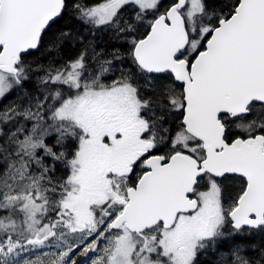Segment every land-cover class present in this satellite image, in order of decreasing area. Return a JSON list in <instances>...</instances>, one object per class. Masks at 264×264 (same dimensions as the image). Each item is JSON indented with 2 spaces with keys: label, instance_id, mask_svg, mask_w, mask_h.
I'll list each match as a JSON object with an SVG mask.
<instances>
[{
  "label": "snow or ice",
  "instance_id": "1",
  "mask_svg": "<svg viewBox=\"0 0 264 264\" xmlns=\"http://www.w3.org/2000/svg\"><path fill=\"white\" fill-rule=\"evenodd\" d=\"M0 101V264H264V0H0Z\"/></svg>",
  "mask_w": 264,
  "mask_h": 264
},
{
  "label": "trees",
  "instance_id": "2",
  "mask_svg": "<svg viewBox=\"0 0 264 264\" xmlns=\"http://www.w3.org/2000/svg\"><path fill=\"white\" fill-rule=\"evenodd\" d=\"M83 3L87 4H96L99 3L100 0H81ZM59 30H65L73 35L83 33L84 35H88V33L85 31L83 25L80 24L78 20L73 18L70 15H66L62 20H60L59 24L56 25V27L53 29V32H57ZM98 50L103 49L105 52H111L115 48H120L122 50L123 45L121 42L115 40L113 36L109 33L104 34H98V39L96 40ZM79 49V45L77 44L75 47L66 44L63 49L61 50V55L64 58H69L71 56H74L76 52ZM53 53L48 52L45 50L42 53H38L36 56L30 57V62L39 61L41 63H46L51 57ZM29 90L32 89L31 86H29ZM10 102V101H9ZM5 101H0V106L4 105ZM236 242H245L249 244H255L258 246H264V236H252V237H246V238H236ZM80 259V258H78ZM214 256L209 255L207 257H204L201 261V264H213Z\"/></svg>",
  "mask_w": 264,
  "mask_h": 264
}]
</instances>
